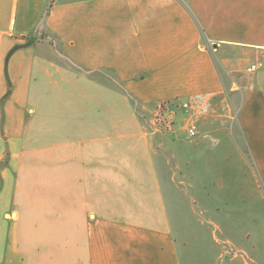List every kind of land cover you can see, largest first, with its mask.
Segmentation results:
<instances>
[{
  "label": "crops",
  "instance_id": "0c3cea01",
  "mask_svg": "<svg viewBox=\"0 0 264 264\" xmlns=\"http://www.w3.org/2000/svg\"><path fill=\"white\" fill-rule=\"evenodd\" d=\"M48 3L0 0V264H184L135 102L236 118L264 189V77L241 76L264 64V0H54L45 16ZM50 36L85 72L54 67ZM102 70L117 86L86 74Z\"/></svg>",
  "mask_w": 264,
  "mask_h": 264
},
{
  "label": "rangeland",
  "instance_id": "374dc122",
  "mask_svg": "<svg viewBox=\"0 0 264 264\" xmlns=\"http://www.w3.org/2000/svg\"><path fill=\"white\" fill-rule=\"evenodd\" d=\"M49 41L54 43V51L46 53H53L55 68L85 72L62 54L54 37ZM86 74L100 83L118 84L107 70ZM259 75L264 77V65L255 73L245 70L242 85L248 77ZM55 79L63 84L62 76ZM55 95V102L61 106V93ZM228 98L222 111L235 115L241 95L228 91ZM47 100H41L45 106ZM135 103L142 122L153 133L156 163L183 263L264 264V189L237 119H191L198 129L196 136L189 137L186 128L190 119L184 118L188 113L182 107L163 103L160 116L159 105L143 107ZM23 124L25 144L35 130L32 119H24ZM41 125L46 127V119H39L40 131ZM55 128L56 140L61 139L63 119H56ZM4 159L3 164L7 160L9 164L11 152Z\"/></svg>",
  "mask_w": 264,
  "mask_h": 264
},
{
  "label": "built area",
  "instance_id": "2783aa9c",
  "mask_svg": "<svg viewBox=\"0 0 264 264\" xmlns=\"http://www.w3.org/2000/svg\"><path fill=\"white\" fill-rule=\"evenodd\" d=\"M263 62H261V61H258V62H256V63H254V64H252L251 65V67H250V70L252 71V72H255V71H257L258 69H260V68H262L263 67ZM163 106L164 105H159V107H158V114L161 116V110L163 109ZM182 108L187 112V113H189L190 112V110L192 109V105L189 103V102H184V103H182ZM166 117H169V114L168 115H166ZM159 119H162V118H159ZM187 132H188V136L189 137H194V136H196V134H197V125L194 123V121H192L191 119H190V122L188 123V125H187Z\"/></svg>",
  "mask_w": 264,
  "mask_h": 264
},
{
  "label": "trees",
  "instance_id": "16d2710c",
  "mask_svg": "<svg viewBox=\"0 0 264 264\" xmlns=\"http://www.w3.org/2000/svg\"><path fill=\"white\" fill-rule=\"evenodd\" d=\"M53 3H54V0H49V3H48V6H47V9H46V13H45V16H47V15H49V13H50V11H51V8H52V6H53ZM24 39L25 40H28V41H34L35 40V32L34 33H32V34H30V35H26V36H24ZM87 71H90V70H87ZM248 151H249V148H248ZM249 153H250V155H251V152L249 151ZM9 155H10V151H9V149L7 150V153H6V156H8L9 157ZM252 156V155H251ZM5 160V159H4ZM4 162H3V160L0 162V168L2 167V166H6V165H8V160L6 161V163L5 164H3Z\"/></svg>",
  "mask_w": 264,
  "mask_h": 264
},
{
  "label": "water",
  "instance_id": "95a60500",
  "mask_svg": "<svg viewBox=\"0 0 264 264\" xmlns=\"http://www.w3.org/2000/svg\"><path fill=\"white\" fill-rule=\"evenodd\" d=\"M21 46H24V45H21V44L16 45L15 47H13V48L10 50V52L8 53V56H7V63H8V60H9L10 56L13 54V52H14L15 50H17L18 48H20Z\"/></svg>",
  "mask_w": 264,
  "mask_h": 264
}]
</instances>
